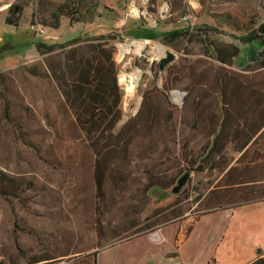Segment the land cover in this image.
I'll return each instance as SVG.
<instances>
[{
	"label": "trees",
	"instance_id": "1",
	"mask_svg": "<svg viewBox=\"0 0 264 264\" xmlns=\"http://www.w3.org/2000/svg\"><path fill=\"white\" fill-rule=\"evenodd\" d=\"M168 1L172 12L184 10V0ZM29 2L35 4L31 23L51 29H57L62 18L90 23L102 15L99 0H15L6 10L5 23L17 25ZM102 8L112 12L106 5ZM211 17L238 31L233 38L247 50L243 52L233 41L212 38L211 33L219 32L218 25L166 31L162 43L179 42L177 50L182 54L165 68L161 87L153 80L143 90L138 111L117 130L121 90L114 49L109 45L114 34L75 36L59 43L36 41L41 59L23 64L25 75H15L19 72L16 67L0 71V135H9L16 144L38 153L51 168L60 165L53 157L59 144L82 143L87 156L82 163L88 167L97 196L95 209L102 210L99 215H111L106 222L95 223L103 242L116 240L129 229L142 231L182 216L185 208L177 197L171 205L154 210L153 223L136 221L149 194L157 196L172 188L184 169L209 167L222 173L213 187L197 194L199 210L264 200V22H257L254 13L213 12ZM146 36L155 37L153 33ZM191 45H197L200 52L193 59L188 57ZM173 88L186 91L181 107L168 99ZM198 141L202 145L196 149ZM227 147L238 156L228 157ZM139 166L145 181L133 187ZM170 168L177 171L169 176ZM48 186L35 174L0 167L1 198L23 200L27 191ZM125 192L138 202L126 205L115 214L124 218L116 219L115 196L122 198ZM84 251L52 255L43 249L23 262L25 254L20 250L14 259L7 255L6 262L14 264L18 258L15 264H57L71 254L95 258L96 251L81 254ZM250 264H264V259Z\"/></svg>",
	"mask_w": 264,
	"mask_h": 264
},
{
	"label": "rangeland",
	"instance_id": "2",
	"mask_svg": "<svg viewBox=\"0 0 264 264\" xmlns=\"http://www.w3.org/2000/svg\"><path fill=\"white\" fill-rule=\"evenodd\" d=\"M14 1L0 3V71L5 73L16 67L19 72L15 75H25L21 70L23 64L41 59L34 47L35 41L59 43L75 36L114 34L115 38L109 41V45L114 49L117 82L121 90V120L115 130L136 114L142 92L151 81L154 80L157 87L162 85L165 68L170 63L159 70L160 57H157L156 49L160 47H156L153 53L151 44L161 45L172 52L174 61L182 54L181 50H177L179 42L173 45L162 43L163 33L201 24L218 25L219 32L211 33V37L233 41L245 52L247 47L233 38L239 32L218 24L211 14L230 11L246 16L254 13L257 22H264V0H184V10L175 12H172L168 0H155L154 3L149 0H99L102 15L92 22L70 23L63 18L57 29L40 25L43 32L38 33L31 27L33 2L24 7L17 25L4 23L6 10ZM117 2L119 6L116 8ZM102 5L112 9V12L104 10ZM147 33H153L155 37L149 38ZM189 48L191 53L188 57L193 59L200 54L197 45ZM121 50L122 55L117 57ZM134 70H140L142 76L128 95L124 75ZM176 92L178 97L174 95ZM185 95L186 91L173 88L168 92V99L176 107H181ZM192 133L200 135L199 132ZM201 145L198 141L196 149ZM82 151V143L64 141L53 154L60 165L51 168L38 153L16 144L9 135H0V167L13 173L35 174L39 182L45 181L50 185L46 189L27 191L23 200L0 197V264H7L6 256L10 254L14 259L20 250L25 254L22 261L27 262L29 257L37 256L43 249L52 255L76 249L85 250L81 253L83 255L96 251L95 258L90 254L77 257L71 254L57 264H93L94 259L95 264H216L217 259L219 264H235L251 252L250 245L256 244L252 251L257 247L259 251V247L264 249L263 203L231 204L211 211L197 208V194H204L213 187L219 176L216 168L209 167L203 171H188V178L178 196L171 191V187L157 196L154 192L149 194V200L141 206L136 221L140 225L154 222V210L171 205L177 197L185 208L182 216L156 226H147L142 231L129 229L116 240L101 241L95 223L106 222L111 215L110 212L99 215L102 210L95 209L97 196L88 167L82 163L87 158ZM226 154L230 158L238 156L231 147H227ZM139 168L136 167L133 187L145 181ZM176 171L170 168L167 175ZM186 171L181 170L177 178ZM125 193L122 198L115 196L113 215L116 219L124 218L115 214L126 205L138 202V199H129L130 194ZM101 205L99 203V207ZM111 221L114 223V217ZM19 228L22 230L19 231ZM216 245H220L217 250ZM13 263H19V259Z\"/></svg>",
	"mask_w": 264,
	"mask_h": 264
},
{
	"label": "crops",
	"instance_id": "3",
	"mask_svg": "<svg viewBox=\"0 0 264 264\" xmlns=\"http://www.w3.org/2000/svg\"><path fill=\"white\" fill-rule=\"evenodd\" d=\"M53 1H55V2H61V1H63V0H53ZM117 1H119V0H117ZM100 2V1H99ZM116 8L119 6V2H117L116 3ZM32 12V11H31ZM23 13V12H22ZM21 17V16H20ZM63 19V18H62ZM62 19H61V21H62ZM4 23H5V21H4ZM19 23V22H18ZM6 24V23H5ZM9 25V24H8ZM36 42V41H35ZM43 42V41H42ZM140 42V41H139ZM55 43V42H54ZM221 175H222V173L221 174H219V176L216 178V182H217V180L221 177ZM252 202H260V203H263L262 204V207L264 208V200H261V201H252ZM252 202H248V203H244V204H249V203H252ZM234 205V204H233ZM227 206H229V205H226V206H222V208L223 207H227ZM237 206V205H236ZM221 208V207H220ZM264 216V215H263ZM262 232L264 233V218H263V221H262ZM223 237H224V235H223ZM162 238H164V237H162ZM254 245H256V244H254ZM254 245H250V248H251V252L247 255V256H245V257H243V258H241V259H239V261H237L235 264H250L251 262H254V261H256L257 259H259V258H262V259H264V249L263 248H261V247H259L260 248V251L258 250V247L256 248V249H254V251H252V248H253V246ZM258 245V244H257ZM220 245H216V250L218 249V247H219ZM259 246V245H258ZM216 259H217V255H216ZM216 264H219V262H218V259H217V262H216Z\"/></svg>",
	"mask_w": 264,
	"mask_h": 264
},
{
	"label": "bare ground",
	"instance_id": "4",
	"mask_svg": "<svg viewBox=\"0 0 264 264\" xmlns=\"http://www.w3.org/2000/svg\"><path fill=\"white\" fill-rule=\"evenodd\" d=\"M151 46H152V50H153L152 52L153 53H154L156 47H160V48L156 49L157 57H162L163 55H165V53L167 51L166 48H164L161 45L151 44ZM121 55H122V50L120 51V55L119 56H121ZM141 76H142V72L140 70H134V71L124 75V77L127 79V83H128V90H129L128 91V95H130L131 91L135 89V87H136L137 83L139 82ZM174 95L177 96V97L179 96L177 92L174 93Z\"/></svg>",
	"mask_w": 264,
	"mask_h": 264
},
{
	"label": "water",
	"instance_id": "5",
	"mask_svg": "<svg viewBox=\"0 0 264 264\" xmlns=\"http://www.w3.org/2000/svg\"><path fill=\"white\" fill-rule=\"evenodd\" d=\"M174 59H175V55L170 51H166L165 55L159 58V62H158L159 70H163V68L167 64L174 61ZM187 178H188V172H185L182 176L178 178L177 183L171 188V191L173 193H177L181 189V187L186 183Z\"/></svg>",
	"mask_w": 264,
	"mask_h": 264
},
{
	"label": "built area",
	"instance_id": "6",
	"mask_svg": "<svg viewBox=\"0 0 264 264\" xmlns=\"http://www.w3.org/2000/svg\"><path fill=\"white\" fill-rule=\"evenodd\" d=\"M11 1H13V0H0V3H2V2H7V3H9V2H11ZM34 25H35V24H32V26H31V27L34 28V30H36L38 33L43 32V27H41L40 25L36 24V25L38 26V27L36 28Z\"/></svg>",
	"mask_w": 264,
	"mask_h": 264
}]
</instances>
